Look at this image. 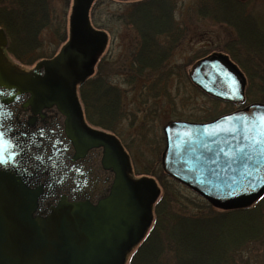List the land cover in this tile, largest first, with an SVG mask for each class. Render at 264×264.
<instances>
[{
    "label": "water",
    "instance_id": "1",
    "mask_svg": "<svg viewBox=\"0 0 264 264\" xmlns=\"http://www.w3.org/2000/svg\"><path fill=\"white\" fill-rule=\"evenodd\" d=\"M92 1L72 0L67 41L27 72L7 62L0 29V85L23 94L0 96V122L16 126L18 143L35 134L0 168V264H125L152 222L156 182L131 178L119 142L83 122L76 86L106 43L90 26ZM188 77L212 98L244 102L245 78L225 54L198 59ZM262 120L264 103H250L209 122H167L164 173L216 209L249 207L264 195Z\"/></svg>",
    "mask_w": 264,
    "mask_h": 264
},
{
    "label": "trees",
    "instance_id": "2",
    "mask_svg": "<svg viewBox=\"0 0 264 264\" xmlns=\"http://www.w3.org/2000/svg\"><path fill=\"white\" fill-rule=\"evenodd\" d=\"M52 2L53 0H0V29L8 40L6 53L20 64L29 65L39 59L37 49L41 46L39 33L42 29L54 28V33L58 34L61 26L64 29V25H59L54 19ZM196 3L200 17L227 23L234 26L235 30L237 29L232 19L224 16L225 10H229L228 15L234 10H240L243 14L250 5L249 0H197ZM258 3L264 4V0H258ZM164 4V0H151L135 5L132 11L133 19L137 20L135 23L159 24L166 21H163ZM241 18L248 22L247 15H241ZM261 23H258L256 29L257 50L242 47L238 38L227 41L221 47L223 52L229 53L245 70L246 102L250 98L252 101L264 102V76H255L252 61L240 63L238 58L240 53L245 58L261 54L264 59V28ZM148 29L160 32L152 27ZM250 29L253 31V26ZM143 31L142 29V34ZM239 36H244L242 31ZM142 38L147 36L143 34ZM262 68L264 70V65ZM106 81L103 77L97 84L94 79H87L80 88L79 96L87 122L108 130L113 127L109 122L115 118L118 108L111 100L114 93ZM212 101L219 103L216 99ZM231 110V105L221 110L214 107L212 113L219 116ZM158 168L155 172L153 168L149 172L146 170L144 174L156 177L161 186L167 183L175 185L174 182L164 181L160 176L161 169ZM174 205L186 207L180 203L179 197L171 188H164L153 206L150 229L129 255L126 264H249L253 252L254 257L261 258L260 264H264V195L249 207L237 210H219L206 204L201 213L188 214L180 213Z\"/></svg>",
    "mask_w": 264,
    "mask_h": 264
},
{
    "label": "rangeland",
    "instance_id": "3",
    "mask_svg": "<svg viewBox=\"0 0 264 264\" xmlns=\"http://www.w3.org/2000/svg\"><path fill=\"white\" fill-rule=\"evenodd\" d=\"M249 1L250 5L246 8L243 14L240 13V10H234L232 14L228 15L229 10H225L224 16H229V19H232L233 24H235L237 29L235 30V28H233L234 26L232 27L227 23H217L208 18L200 17L197 13V0H164V3L168 7L173 8V21L179 24L181 30V35L179 36L180 41L178 46L173 51L174 56L172 58V63L175 66H178V70L180 72V92L178 93L179 104H176V99H174L172 108V105L169 102L171 101V96H169V100L163 99V101H161L162 103L160 100L157 101L158 110L156 112L157 114L155 115V119L153 118L143 122L137 121L133 125L132 118L129 120H120L116 123V131L118 132V137L122 140L126 151L129 154L132 175L134 177L144 175L146 170L149 172L152 168L154 172L158 171V167L160 165V152L163 148L162 125H164L168 120L176 117L178 118L179 116L180 118L194 122H206L212 120V117L216 115L212 113V109L214 107L221 110L225 105H223V102L220 101L218 104H215L209 96L199 91L196 87H193V85L186 80L185 74L186 72H189L191 65L195 61L214 52L225 54L244 76L246 87L247 78L244 68L241 67L236 60L232 59L229 53L223 52L221 47L227 41L238 38V43L242 47H245L248 50H257L256 29L258 28V23H260V21L262 22L261 24L264 28V4H259L258 0ZM71 5L72 0H53L52 9L54 19L59 23V25L60 23L63 24L64 29L63 26H61V29L58 30L60 34H58V32L54 33V28H44L41 30L39 33L41 46L37 49V54L40 55L39 59L37 58L29 65L20 64L13 58V56L7 55L6 47L3 49V55L7 62L14 66L17 70L26 72L31 70L36 62L48 60L53 57L67 39L68 17L70 15ZM129 11L130 3L120 0H98L95 2V5L92 6L90 15L92 23L105 31L107 34L108 43L104 54L105 64L101 66L100 72H102V76L107 80L106 82L117 85L121 89L123 93L122 114L124 116L128 114L130 115L131 111L135 112L136 108L131 106L133 100L135 103L141 102V100H138L137 93L139 92L142 83V80L138 79L135 84V90L130 92V90L127 89H130L131 87L123 83V79L126 75L125 77L121 76L123 74L114 75L112 70L114 69V63L111 60V57L116 60V65H119L122 60L128 57L127 48L132 39H134V32L125 20ZM241 15H247L248 19L246 20L248 22L243 21L244 19L241 18ZM133 18L134 16L131 19L132 22H136L137 20ZM164 20H166V17H164L163 21ZM146 25L150 26L152 24L146 23ZM245 25H247L248 28L247 26L245 27ZM250 26H253V31L250 29ZM54 27H57V25ZM241 31L244 35L242 38L239 36ZM158 33L159 32H157V34ZM252 55L253 56H246L245 58L244 55L239 53L238 58L241 60H239L240 63L245 62L246 60L252 61V66L256 72L255 76H264V70L262 68V65H264L262 61L264 59L261 58V54ZM257 82L261 86V82L258 78ZM169 86H172V82H170V80ZM188 95L191 97L189 101L187 100ZM183 98L185 99L184 102L182 101ZM250 99H248L247 102L245 99V105L250 103H264L252 101ZM151 102L153 103L150 99L148 104L151 105ZM233 107L237 110V108L243 106L234 105ZM139 108L141 112L138 110L136 112L138 113L140 120V117L145 114L143 111L145 106H141ZM150 108L151 107H147V110ZM188 108L190 110H188ZM133 117L135 116L133 115ZM216 117L217 116H215V118ZM147 175L151 176L150 174ZM160 176L164 181L168 179V177L164 174H160ZM166 187L171 188L173 193L179 197L180 203L186 206L182 207L174 205L176 210L180 213H201L203 211L202 207H205L206 204L209 205L203 198L199 197L196 193L180 184L172 186L168 185V183L167 185L164 184L161 186L159 194H161L163 189ZM260 260L261 258H258L257 256L254 257L253 252V258L250 257L249 264H260Z\"/></svg>",
    "mask_w": 264,
    "mask_h": 264
},
{
    "label": "flooded vegetation",
    "instance_id": "4",
    "mask_svg": "<svg viewBox=\"0 0 264 264\" xmlns=\"http://www.w3.org/2000/svg\"><path fill=\"white\" fill-rule=\"evenodd\" d=\"M96 1H98V0H93L92 3L90 4L89 8H88V19H89L90 26L93 30L103 32L106 35V43L104 45L102 52L99 54V56L97 57V59L94 63L93 72H92L91 76H89L87 79L92 78L98 84L99 81L101 79H103L102 74H101L102 72H100V68L103 64H105L104 54H105V51L107 48L108 37H107V34L105 31H103L102 29H100L99 27L94 25L91 21V18H90L91 8H92V6L95 5ZM120 1L130 3V11L127 14V17H125V20L128 23V25H130V27L132 28V30L134 32V39H132L130 45L127 48L128 57L125 58L124 60H122L119 65H116V60L112 59V57H111V60L114 63V67H113L114 69H112V70H113L114 75L123 74V75H121L122 77H125V75H126V77L123 79V83H125L126 85L131 87L130 89H127V90H130V92L135 90V84L138 81V79L142 80L139 92L137 93L138 94V100L139 101L141 100V102L135 103L133 100V103H131V106L136 108L135 112L131 111L130 115L128 114V115L124 116L122 114L123 93L117 85H113L112 83L109 82L107 85L110 87L112 93H114L113 98L111 100L113 101V104H115L116 108H118V110H117V112H115V115H114L115 118H112V121L109 122L110 125L113 127L111 129L107 130V129H104L100 126L92 125V124L88 123L87 120L85 119L83 105L81 103L79 94H80L81 86L85 83V81L87 79L82 84H79L76 86V95H77V99L79 101V106L81 108V113H82V118H83L84 124L92 130L113 136L119 142L120 146L122 147L123 151L126 153L128 160H129L130 169H131V172L129 175L131 178L137 179L141 176H147L148 177V175L144 174V175H140L138 177H134L132 175V168H131V162L129 159V154L126 151L125 145L123 144L122 140L118 137L119 135H118V132L116 131V123L119 122L120 120H125V119L129 120L132 118V125H133L137 121L143 122L145 120H149V119H153V118L155 119V115L157 114L156 112L158 110L157 101L160 100V102H161V101H163V99L169 100V96H171V101H169V102L171 103L172 108H173V104H174L173 103L174 99H176L175 100L176 104H179L178 93L180 92V81H179L180 80V72L178 70L179 69L178 66H175L172 63V58L174 56L173 51L178 46V43L180 41L179 36L181 35V30H180L179 24L177 22L173 21V14H172L173 8L168 7L166 4L163 8V10H164L163 12H164V15L166 17V21L161 22L159 24H152L150 26H147L145 23L132 22L131 19H132L133 14H134V12H132V11H133V8L135 5H137L139 3L151 1V0H120ZM148 27H152V28L157 29V30L161 29V30L157 34V32H154V30H149ZM142 29L145 31L144 34L147 36V38H145V39L142 38L143 34L140 32ZM145 29H148V30H145ZM66 41H67V39H66ZM185 77H186V80L189 83H191L189 81L188 72H186ZM169 80H170V82H172V86H169ZM150 99H151V101H153V103L151 102V105L148 104V101H150ZM189 99H191V97L188 95L187 100L189 101ZM184 100L185 99L183 98L182 101L184 102ZM222 104L223 105L225 104L223 106V108L225 106L231 105L232 106L231 111H234L236 109L233 107L234 105H232L230 103H224L223 102ZM141 106H145V108L143 110L145 114L143 116H141L140 120H139V115L136 111L138 110L139 112H141V110L139 108ZM147 107H151V108L147 110ZM241 108L242 107H239V108H237V110L241 109ZM188 110H190V109L188 108ZM149 112H150V114H149ZM133 115L135 117H133ZM169 121H186V122L197 123L194 121H190V120L180 118L179 116H178V118L176 117L174 119H170L167 122H169ZM162 127H163V125H162ZM162 136H163L162 138H163V148H164V135H163V133H162ZM163 148H162L160 154L162 153ZM159 167L162 171V174L165 175L162 167L160 165H159ZM151 177L156 182L157 187L160 189L161 185H160L158 179L154 176H151ZM166 177H168V176H166ZM166 180L168 182H176L175 184H177V185L180 184L178 181H176L170 177H168V179H166Z\"/></svg>",
    "mask_w": 264,
    "mask_h": 264
},
{
    "label": "clouds",
    "instance_id": "5",
    "mask_svg": "<svg viewBox=\"0 0 264 264\" xmlns=\"http://www.w3.org/2000/svg\"><path fill=\"white\" fill-rule=\"evenodd\" d=\"M43 75V73H40ZM12 95L14 97H23L22 93H16L14 89H5L4 86L0 85V96ZM22 102V99L18 100ZM9 114L12 112V108H8ZM15 125L6 120L0 122V168H2L7 162L8 157L11 156L16 158L20 156L21 152L31 148V143L34 138V133L23 142L18 143V137L13 135ZM23 135V133H21Z\"/></svg>",
    "mask_w": 264,
    "mask_h": 264
},
{
    "label": "snow or ice",
    "instance_id": "6",
    "mask_svg": "<svg viewBox=\"0 0 264 264\" xmlns=\"http://www.w3.org/2000/svg\"><path fill=\"white\" fill-rule=\"evenodd\" d=\"M262 124H264V120H262Z\"/></svg>",
    "mask_w": 264,
    "mask_h": 264
}]
</instances>
